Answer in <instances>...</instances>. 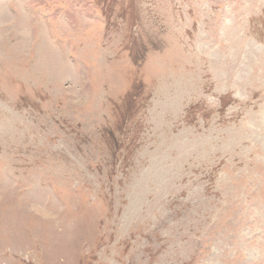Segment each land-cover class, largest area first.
<instances>
[{
	"label": "rangeland",
	"instance_id": "rangeland-1",
	"mask_svg": "<svg viewBox=\"0 0 264 264\" xmlns=\"http://www.w3.org/2000/svg\"><path fill=\"white\" fill-rule=\"evenodd\" d=\"M0 264H264V0H0Z\"/></svg>",
	"mask_w": 264,
	"mask_h": 264
}]
</instances>
